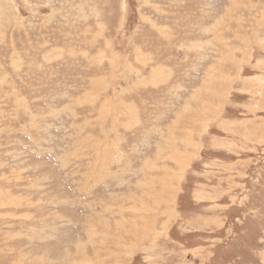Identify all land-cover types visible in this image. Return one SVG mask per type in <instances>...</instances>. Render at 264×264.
<instances>
[{
    "label": "rangeland",
    "instance_id": "rangeland-1",
    "mask_svg": "<svg viewBox=\"0 0 264 264\" xmlns=\"http://www.w3.org/2000/svg\"><path fill=\"white\" fill-rule=\"evenodd\" d=\"M0 264H264V0H0Z\"/></svg>",
    "mask_w": 264,
    "mask_h": 264
},
{
    "label": "bare ground",
    "instance_id": "bare-ground-1",
    "mask_svg": "<svg viewBox=\"0 0 264 264\" xmlns=\"http://www.w3.org/2000/svg\"><path fill=\"white\" fill-rule=\"evenodd\" d=\"M175 155H176V154H175ZM160 181H161V180H160ZM171 182H172V181H171ZM151 183H152V182H151ZM166 186H167V185H166ZM160 198H161V197H160ZM173 198H174V197H170L171 200H173ZM159 202H160V201H159ZM165 203H166V202H165ZM172 204H173V203H172ZM170 206H171V205H170ZM171 207H172V206H171ZM147 210H148V209H147ZM147 228H148V227H147ZM147 228H145V229H147ZM141 231H144V230L142 229ZM141 234H143V233L141 232ZM135 236H136V235H135ZM95 259H96V258H95Z\"/></svg>",
    "mask_w": 264,
    "mask_h": 264
}]
</instances>
